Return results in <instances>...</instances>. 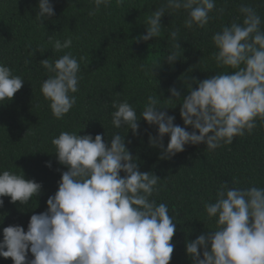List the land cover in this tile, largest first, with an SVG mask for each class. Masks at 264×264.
<instances>
[{
    "label": "clouds",
    "instance_id": "clouds-1",
    "mask_svg": "<svg viewBox=\"0 0 264 264\" xmlns=\"http://www.w3.org/2000/svg\"><path fill=\"white\" fill-rule=\"evenodd\" d=\"M94 3L96 8L89 12L93 16L100 5L108 6L111 0ZM123 3L116 0L118 6ZM214 8L215 0H167L166 6L149 17L147 33L141 39L148 41L160 34L161 18L168 9L187 11L185 25L191 28L207 24ZM240 11L245 14L242 25L225 26L212 37L219 49L217 64L235 71L197 81L198 88L189 84V94L183 97L180 115L184 125L192 127L191 132L174 124L175 116L161 110L165 106H159L157 97H148L141 118L158 126V136L150 134L149 142L162 149L161 159H171L187 144L203 142L209 150L221 147L222 142L231 144L234 137L256 128L257 117L264 120L262 21L251 7L242 5ZM54 15L51 0H39L37 19L43 22ZM171 36L175 39L177 33ZM71 45V38L63 43L57 39L53 51ZM178 58L172 51L166 60L174 63ZM41 64L53 73L43 81L42 94L50 101L53 115L62 119L76 104L77 97L70 93L79 90L80 63L69 52L54 62L42 59ZM23 84L20 76L0 64V101L13 99ZM170 92V98H181L175 87ZM113 107V125H126L138 135L141 118L136 110L127 101ZM165 135L170 137L166 147ZM52 143L58 162L67 167L58 190L47 199L46 211L31 215L27 231L20 225L3 228L0 256L12 258L14 264H170L177 225L166 203L150 199L159 190L160 177L140 170L126 138L115 134L106 142L103 134L93 138L64 131ZM41 190L42 183L24 174L0 173V207L5 196L25 205ZM216 196L205 208L209 217L218 218L217 229L186 244L193 264H264V188H231L224 182ZM29 251L34 257L31 260Z\"/></svg>",
    "mask_w": 264,
    "mask_h": 264
},
{
    "label": "trees",
    "instance_id": "trees-1",
    "mask_svg": "<svg viewBox=\"0 0 264 264\" xmlns=\"http://www.w3.org/2000/svg\"><path fill=\"white\" fill-rule=\"evenodd\" d=\"M51 2L55 15L41 22L37 19L39 0H0V64L24 80L13 99L0 101V173L24 174L42 183L41 193L25 205L3 197L0 240L4 227L20 225L27 231L31 215L46 211L47 199L58 190L67 167L58 162L53 138L67 131L93 138L103 134L110 142L119 134L126 138L140 170L160 177L159 190L150 199L166 203L177 225L170 264H193L186 244L217 229L218 218L208 216L205 204L216 201L218 188L224 182L231 188H264V120L257 117L256 128L234 137L231 144L222 142L215 150L203 142L187 144L171 159H161L162 149L149 142L150 134L158 136V126L149 125L141 118L142 112L148 97H157L159 106H165L161 110L175 116L174 124L191 132L192 127L185 126L180 115L188 85L198 88L197 81L235 71L217 64L219 49L213 35L233 23L243 24L242 5L261 17L264 31V0H215L203 27H187L184 9H168L161 18L160 34L148 41L141 39L147 33V21L167 0H124L119 6L111 0L108 6L100 5L94 16L89 15L96 8L94 0ZM174 31L175 39L171 36ZM68 38L72 39L70 48L53 51V41L63 43ZM172 51L179 58L169 63L166 59ZM69 52L80 63L79 90L70 93L77 97L76 104L58 119L41 91L43 81L53 75L41 60L54 62ZM172 87L181 92V98H170ZM124 101L141 118L138 135L126 125L116 128L112 123L113 104ZM169 139L165 135V147ZM200 251L202 257L203 248ZM33 258L29 251L28 259ZM0 264L14 261L0 256Z\"/></svg>",
    "mask_w": 264,
    "mask_h": 264
}]
</instances>
